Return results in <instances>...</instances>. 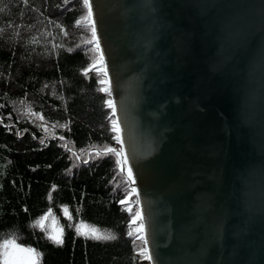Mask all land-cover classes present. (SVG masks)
Listing matches in <instances>:
<instances>
[{"label": "water", "instance_id": "1", "mask_svg": "<svg viewBox=\"0 0 264 264\" xmlns=\"http://www.w3.org/2000/svg\"><path fill=\"white\" fill-rule=\"evenodd\" d=\"M93 8L143 261L264 264V0Z\"/></svg>", "mask_w": 264, "mask_h": 264}, {"label": "trees", "instance_id": "2", "mask_svg": "<svg viewBox=\"0 0 264 264\" xmlns=\"http://www.w3.org/2000/svg\"><path fill=\"white\" fill-rule=\"evenodd\" d=\"M86 14L83 0H0V239L34 248V264H147L105 149L117 135Z\"/></svg>", "mask_w": 264, "mask_h": 264}, {"label": "rangeland", "instance_id": "3", "mask_svg": "<svg viewBox=\"0 0 264 264\" xmlns=\"http://www.w3.org/2000/svg\"><path fill=\"white\" fill-rule=\"evenodd\" d=\"M86 16H87V14H86ZM92 46L94 48V44ZM96 54L98 55L97 61L94 63L95 67L93 65L92 68H94L101 75L102 79L106 80L103 73L99 70L103 66L97 65L99 52H96ZM102 86H103L102 88H108L107 83L102 84ZM109 101H111V100L109 99ZM38 116L41 118L40 115H38ZM115 123L116 122H115V118H114V121H113L114 127L116 125ZM46 128H48V127H46ZM116 135H118L117 132H116ZM115 141H116V145L114 147L110 146V147L105 148V149L108 151L110 149H115L117 151H121V145L118 142V139L116 138ZM118 159H119V161H121V159H123V155L118 156ZM121 167H122V161L120 163V168ZM123 174L125 177H127V175L124 172H123ZM122 201H123L122 203L125 205V207L131 212V215H132L131 223L133 224V231L135 232V234H137L136 237L142 235V233H139L136 231V229L141 224V221L136 220V223L135 224L133 223V220L135 219L134 213L138 212V200H137V196L135 194H133V190H132V186H131L130 182H128V186L126 188L125 196L122 199ZM38 222L41 226L46 227L48 234L53 239H55V240H57L58 238L61 239L62 227H61V225L58 224L57 219L54 216H52L49 212L44 213L40 217ZM82 227L83 228H89L86 225H82ZM13 243L15 246H18V247H13L12 246ZM0 246H7L8 247L10 257L13 260V264H34L38 260V253L34 248L22 244L12 235L3 236L0 239ZM21 249H23V251ZM0 263L2 264V261H0Z\"/></svg>", "mask_w": 264, "mask_h": 264}, {"label": "snow or ice", "instance_id": "4", "mask_svg": "<svg viewBox=\"0 0 264 264\" xmlns=\"http://www.w3.org/2000/svg\"><path fill=\"white\" fill-rule=\"evenodd\" d=\"M84 4L87 5V16H86V21L87 24L85 25L86 27L90 28V34H91V38L87 41V43L89 45H93L94 44V48L92 49V51L94 52H99V57H98V64L103 66L105 64V60H104V53L103 50L101 49V45H100V39L97 33V27H96V22H95V18H94V8H93V4H94V0H83ZM95 67V65H94ZM104 76H107V69L106 67H101L99 69ZM101 84H105V83H110L109 81H106L104 79L100 80ZM109 89L108 88H102L101 91H105L107 92ZM109 107H114L111 103V101L108 102ZM114 132L119 133L120 132V128L119 126H115L113 128ZM117 139H119V137H117ZM121 143H123V141H120ZM109 151L115 152V154L117 156H121L122 155V150L121 151H117L115 149H110ZM117 163H121V161H116ZM123 163L127 164V157L125 156L123 159ZM126 183L131 182L134 183V179H133V175H132V169L129 167L127 169V177H126ZM133 191H135V189H133ZM123 202V201H122ZM135 219L133 220V223H136V220H142L143 217L141 216V214L139 212L134 213ZM137 232L139 233H143L144 232V225L143 223H141L139 225V227L136 229ZM129 236H132L133 233H128ZM96 239H103V240H112L115 239L116 237L112 236V235H105V236H97L95 237ZM138 239H140L142 241V246L140 249V255H142L145 259L152 261L153 257L151 255V251L150 249L147 248V239L143 236L140 235L137 237ZM56 243L58 245H62L63 240L62 239H57ZM13 247H18L15 246L14 243L12 244ZM23 251V249H21ZM0 261H2V264H13V260L10 257L9 254V250L7 246H0Z\"/></svg>", "mask_w": 264, "mask_h": 264}]
</instances>
